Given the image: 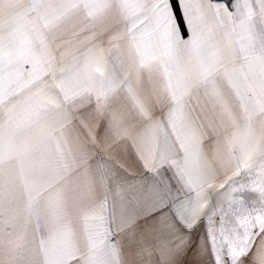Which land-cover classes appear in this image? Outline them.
<instances>
[{"label":"snow or ice","instance_id":"obj_1","mask_svg":"<svg viewBox=\"0 0 264 264\" xmlns=\"http://www.w3.org/2000/svg\"><path fill=\"white\" fill-rule=\"evenodd\" d=\"M0 264H264V0H0Z\"/></svg>","mask_w":264,"mask_h":264}]
</instances>
